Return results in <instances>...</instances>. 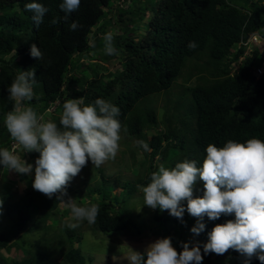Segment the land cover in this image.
I'll list each match as a JSON object with an SVG mask.
<instances>
[{
	"label": "trees",
	"instance_id": "16d2710c",
	"mask_svg": "<svg viewBox=\"0 0 264 264\" xmlns=\"http://www.w3.org/2000/svg\"><path fill=\"white\" fill-rule=\"evenodd\" d=\"M120 1L124 4L130 2V8L123 9L115 5ZM29 2L33 0H0L1 116L5 117L13 109L14 102L9 99L7 88L18 70H33L36 76L33 88L35 95L27 103L39 115L59 101L50 119L59 126L66 100L83 97L85 105H88L102 98L120 109L118 119L129 136L139 139L147 130H156L148 143L151 160L159 156L164 163L181 153L178 162L187 158L196 160L200 166L208 144L223 147L228 140L244 143L257 138L264 141V76H253V68L260 64L256 62L260 50L254 47L242 63H238V60L244 47L233 51V47L247 35L258 34L263 38L264 0H147V5L142 8V0H81L79 9L72 13L60 10L59 5L63 0H35L48 9L38 28L32 20L33 13L25 11V4ZM108 13L110 16H107ZM135 17L139 20L137 24L133 21ZM53 20L56 22L52 23ZM74 21L79 25L75 31L70 30ZM131 23L133 27L129 28ZM108 27L126 34L114 44L119 55H105L102 48L104 43L89 41L92 29H95L92 36L96 37ZM138 30H142V33L138 34ZM128 32L136 33V36L127 35ZM23 36H26V40L21 39ZM190 41L197 43L196 49H188ZM33 44L41 50L42 59L31 57L30 48ZM13 51L15 54L12 58L5 60L4 57ZM89 52L100 55L96 63L89 66L91 79L87 76L76 79L74 74L81 70V60ZM203 54L207 59L201 66H206L209 77L204 78L211 83L191 91L196 106L192 116L195 128L191 124L189 128L177 132L166 126L165 132L160 131L153 110L139 109L138 106L144 98L168 90L181 76L184 67L191 63L188 60L194 57L200 59ZM16 56L23 60L12 65L11 61ZM116 64H119L120 73L117 76L108 75V66ZM3 133L4 130L0 129V148L10 150L16 143L10 135L8 139L4 138ZM89 165H92L90 161ZM152 171L148 166L144 181L138 182L146 186ZM18 180L23 185L25 177L19 175ZM33 180L17 199L18 189L12 185L3 186L0 191V250L6 249L8 252L10 248L19 246L12 241L24 230L35 212L38 211L39 218L26 232L38 228L42 220L53 217L58 211L57 196L49 199L35 191L32 188ZM121 188L118 196H111L109 191L113 188L103 177L90 188L91 193L99 196L97 201L91 202L98 204L100 209L94 224L96 230L111 233L127 231L131 227L129 219L116 205L130 197L134 188L129 182L123 183ZM1 215L11 216L9 225L2 224ZM230 219H234V216L204 219V231L209 234L215 225ZM63 229L58 235V242L69 243L67 251L63 252L64 262L84 264L86 258L81 250L72 246V242L80 240V237L68 226ZM174 248L178 253L182 251V248ZM52 253L49 242L44 239L37 243L29 259L9 263L0 255V264H47L40 260L50 258ZM227 253L238 256L239 264H243V257L239 253L232 249ZM202 264L215 263L211 256H206ZM251 264H260V261L253 258Z\"/></svg>",
	"mask_w": 264,
	"mask_h": 264
},
{
	"label": "clouds",
	"instance_id": "9594fccd",
	"mask_svg": "<svg viewBox=\"0 0 264 264\" xmlns=\"http://www.w3.org/2000/svg\"><path fill=\"white\" fill-rule=\"evenodd\" d=\"M80 3L81 0H63L59 7L65 13H72L79 9ZM25 11L33 13L32 20L38 28L48 9L33 0L25 4ZM78 27L74 21L70 30L75 31ZM197 46L195 41L187 45L189 50ZM103 51L108 56L119 55L111 33L104 35ZM30 55L37 60L43 58L35 44L30 48ZM81 62L95 63L88 58V54L83 56ZM35 83V71L18 70L7 88L9 99L14 102L13 109L4 119L12 140L25 153L39 154L35 166L8 148H0V167L22 175H30L34 171L32 188L49 199L56 195L57 200L70 209L71 219L75 222L69 223V228H78L83 221L95 224L100 210L98 204L90 202L87 206H81L75 198L65 200L64 197L72 179L89 161L99 168L106 161L115 159L120 150L121 132L127 131L118 119L120 109L102 98L88 105H85L83 97L68 99L62 106L58 126L52 120L45 121L27 103L34 98ZM136 145L145 152L150 151L143 140H137ZM205 152L200 166L196 160L187 158L171 168L160 163L158 169L150 174V182L146 186H139L144 205L153 210L167 211L181 221L187 211L196 219L195 226L190 230L195 235L205 230V216L209 220H217L221 215L234 216V219L217 224L211 230L208 242L203 245V255H224L232 249L243 257V264H251L253 258L264 264V141L257 138L244 143L228 140L223 147L208 144ZM197 181L203 182L202 197L193 195ZM184 202L186 208L182 206ZM128 249L126 259L129 264L203 262L199 243L191 247L189 243H183L182 251L178 253L171 238L156 239L142 253L130 247Z\"/></svg>",
	"mask_w": 264,
	"mask_h": 264
},
{
	"label": "rangeland",
	"instance_id": "374dc122",
	"mask_svg": "<svg viewBox=\"0 0 264 264\" xmlns=\"http://www.w3.org/2000/svg\"><path fill=\"white\" fill-rule=\"evenodd\" d=\"M146 2L147 0H142L141 8L147 5ZM116 4L123 9H129L131 6L130 2L125 4L122 2H116L115 5ZM134 8H136V6H134ZM107 16H110V14L108 13ZM146 16L148 17V12H146ZM133 21L135 24L139 23V20L136 17L133 18ZM131 27H133L132 23L129 25V28ZM94 32L95 29H92V33L89 37V41H91L90 43H94V41L96 43H104V35L106 33H111L114 37L115 44L120 42L126 35L119 29H114L113 27L105 28L104 32L97 34L96 37L92 36ZM137 33L141 34L142 30H138ZM129 34L136 36V33L133 32H128L127 35ZM25 38L26 36L21 37L23 40H26ZM254 47L257 49L259 48L260 50L256 62L261 64L264 60L263 42L260 41L256 45L252 44L249 47H244V52L248 55ZM118 48L121 50L120 47ZM237 49V46L233 47V51ZM14 54L15 52L13 51L10 55L4 57V59L10 60ZM87 54L88 58L94 60L95 63L100 56L93 52ZM243 57L246 56L243 54ZM15 58V60L11 61L12 65L19 64L23 60L20 56H16ZM194 59L195 57L188 60V62L191 61V63H188L187 67H184L181 76L168 90L144 98L142 104L138 106L139 109L153 110L156 115L157 129L162 132L167 130L166 126H169L171 130L176 129L177 132L182 128H189L194 121L192 116L196 111L191 91L196 87H207L211 83V81L207 79L209 77L207 75L208 71L206 66H201V64L207 59V56L203 54L200 56V59L197 58L195 61ZM243 59H241V61H243ZM92 65L94 64L83 63L81 70L74 74L75 78L78 79L87 76L88 79H91L89 66ZM195 67H198V69H194ZM118 68L119 64L108 66V71L106 73L111 76H117L120 73ZM231 72L233 73L234 70ZM198 73L199 75L203 73L202 77L197 76ZM193 74H195V76H192ZM38 88L39 86H37V89ZM58 102L59 101H56L50 108L43 112L42 116L45 121L51 119V116L54 114V108L58 105ZM4 119L5 117L0 115V129L4 130L3 137L8 139L10 134L7 132ZM191 127L195 128V123H193ZM155 132L156 130L153 129L147 130L138 139L133 135L129 136L127 132L122 131V138L119 142L120 150L115 159L106 161L99 168L92 165L83 168L68 185L66 189V191H68L67 199L69 197L75 198L76 203L81 206H84L85 203L98 200L99 196L91 193L90 188L98 182L101 177H103L104 181L113 188L109 191L111 196H118L122 191L121 185L125 182H129L134 188L130 197L116 205V207H119L130 221L131 227L127 231L103 233L96 230L94 224H89L87 221L81 222L80 226L74 229V233H76V236L80 237V240H74L72 246L74 248L79 247L86 258L84 264H129V261L126 259L129 255L128 247L143 252L148 244L160 238H171L173 247L177 248H182L183 243H189L190 247L199 243L203 255V245L208 242V234L203 231L199 235H195L190 231L191 228L195 226L196 219L191 217L187 211H185L183 215V221H176V218L170 216L167 211L161 212L159 209L153 210L144 205L143 193L139 187L144 185L140 184L138 180L144 181L148 166H150L151 170H153L152 172H154L158 169V165L163 162L159 156H156L151 160V157L148 154L149 152H145L143 149L138 148L136 141L143 140L148 144L151 136L154 135ZM175 141L179 143L178 140ZM162 145L164 146L165 144ZM10 151L20 156L28 163L33 164V167L35 166V160L39 156V154L35 152L25 153L17 144L13 145ZM145 155H147L146 158H144ZM180 157L181 153L172 156L163 164L169 168L174 167L179 163L178 159ZM19 175L22 174L10 173L7 170L0 169V191L3 190V186L12 185L18 189L19 193L15 198L17 199L21 196L23 189L31 183L32 178L34 179V171L30 175H23V177H25L23 185L18 180ZM202 183V181H197L194 185V197L203 196L204 189ZM182 206L186 208V202H184ZM57 210V213L53 215V217H48L47 219L45 218L42 220L41 225L38 228L26 232L25 230L30 227L31 224H34V221L39 218L38 211L37 213L35 212L32 215L31 221L26 224L24 230H22L12 241L17 242L19 246H17V248H10L8 252L6 249H1L0 255L5 257L9 263L13 260L20 261L22 259H29L31 254H33V250L37 243L41 240L47 239L53 253L50 258H43L40 261L47 264H70L63 260V252L67 251L69 243L68 241H62L60 244L58 242V235L63 232L64 227H67L69 223H74L75 221L71 219L70 209L64 207L60 202L58 203ZM1 217L2 224L9 225L11 216L4 217L1 215ZM204 219H208L207 216H205ZM26 251L27 253L25 254ZM206 256H211V259L215 264H239V257L230 253L229 255L228 253H225L224 255L215 254L213 256L209 253L203 255V259L206 258ZM218 259H221L222 261L220 262Z\"/></svg>",
	"mask_w": 264,
	"mask_h": 264
},
{
	"label": "built area",
	"instance_id": "2783aa9c",
	"mask_svg": "<svg viewBox=\"0 0 264 264\" xmlns=\"http://www.w3.org/2000/svg\"><path fill=\"white\" fill-rule=\"evenodd\" d=\"M121 2V1H120ZM123 3V2H122ZM263 42L264 43V39L262 38V37H260V35H258V34H252V35H247L246 36V38L244 39H241L235 46H237V48L239 49V48H241V47H249V46H251L252 44L254 45V44H257V43H259V42ZM237 49V50H238ZM237 50H235V51H237ZM252 51V50H251ZM251 51H250V53H251ZM250 53L247 55L245 52H243V54L247 57V56H249L250 55ZM243 58H245V57H243V55H242V57L239 59V62L241 61V59H243ZM253 76L255 77V78H260V77H262V76H264V60L261 62V64H259V65H257V66H255L254 68H253Z\"/></svg>",
	"mask_w": 264,
	"mask_h": 264
}]
</instances>
